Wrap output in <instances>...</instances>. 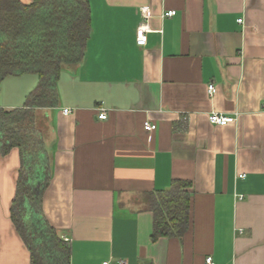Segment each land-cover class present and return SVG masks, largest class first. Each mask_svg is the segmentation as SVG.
I'll return each instance as SVG.
<instances>
[{
    "label": "crops",
    "instance_id": "crops-1",
    "mask_svg": "<svg viewBox=\"0 0 264 264\" xmlns=\"http://www.w3.org/2000/svg\"><path fill=\"white\" fill-rule=\"evenodd\" d=\"M88 1L85 55L62 69L59 104L36 110L47 165L35 187L46 179L42 213L71 264H264V0ZM39 80L6 77L0 107L24 108ZM20 167L18 147L0 150V264H33L11 214ZM177 180L190 183V226L153 239L148 194Z\"/></svg>",
    "mask_w": 264,
    "mask_h": 264
},
{
    "label": "trees",
    "instance_id": "trees-1",
    "mask_svg": "<svg viewBox=\"0 0 264 264\" xmlns=\"http://www.w3.org/2000/svg\"><path fill=\"white\" fill-rule=\"evenodd\" d=\"M91 33L88 0H0V87L8 76L36 73L37 87L24 108L0 107V150L18 147L21 167L12 219L29 247L33 264H71V249L49 224L41 209L46 179L36 182L46 170L37 109L59 104V77L65 66L76 65L85 55ZM190 183L174 181L171 188L152 192L149 207L154 214L153 239L182 237L191 223Z\"/></svg>",
    "mask_w": 264,
    "mask_h": 264
},
{
    "label": "built area",
    "instance_id": "built-area-1",
    "mask_svg": "<svg viewBox=\"0 0 264 264\" xmlns=\"http://www.w3.org/2000/svg\"><path fill=\"white\" fill-rule=\"evenodd\" d=\"M176 13L177 12L175 10H170V11L165 12L163 14V17L174 16ZM141 14L145 20L137 28V44L139 46H145L147 44V34L149 31H151L149 28V25H148V21H147L151 16V9L149 7H143V8H141ZM238 21L240 23H243V18H240ZM216 91H217L216 86L214 84H210L209 85V93L211 95H213ZM64 113L68 114V113H70V110L65 109ZM99 118L100 119H106L107 118V112L105 110H103L101 112V114L99 115ZM210 121H211V123L217 124V125H227L229 123L236 121V118L234 116H226V115H222L219 113H212L210 115ZM156 128H157V126L155 124L151 123L150 121L145 122V130L147 132H153ZM240 177L244 178L245 174H240ZM240 198H242V196H240ZM63 239L66 242L69 241V239L66 237H63ZM206 263L207 264H216L212 257H208L206 259ZM103 264H110V262L107 261V262H104ZM119 264H127V261L121 260Z\"/></svg>",
    "mask_w": 264,
    "mask_h": 264
}]
</instances>
